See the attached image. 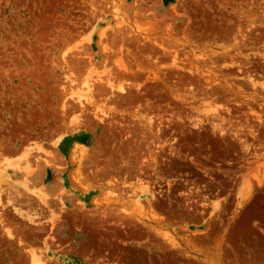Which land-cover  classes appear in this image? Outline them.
<instances>
[{"label": "rangeland", "instance_id": "374dc122", "mask_svg": "<svg viewBox=\"0 0 264 264\" xmlns=\"http://www.w3.org/2000/svg\"><path fill=\"white\" fill-rule=\"evenodd\" d=\"M0 264H264V0H0Z\"/></svg>", "mask_w": 264, "mask_h": 264}, {"label": "bare ground", "instance_id": "6f19581e", "mask_svg": "<svg viewBox=\"0 0 264 264\" xmlns=\"http://www.w3.org/2000/svg\"><path fill=\"white\" fill-rule=\"evenodd\" d=\"M3 160H4V158H3ZM1 161H2V160H1ZM25 161H26V160H25ZM2 162H3V161H2ZM5 162H6V163H5ZM26 162H27V161H26ZM16 163H18V162H17V161H15V162L13 161V163H11V161H10V160H7V159L4 161V164H6V165H10V166H11V165H14V164H16ZM27 163H28V162H27ZM25 164H26V163H25ZM14 166H15V165H14ZM28 166H29V165H28ZM28 166H27V167H28ZM15 167H16V166H15ZM27 169H28V168H26V170H27ZM31 169H32V168H31ZM27 174H28V173H27ZM6 175H7V174H6ZM25 175H26V174H25ZM6 177H7V176H6ZM14 187H16V186H14ZM17 188H18V187H17ZM16 190H17V189H16ZM21 191H22V190H21ZM8 192H9V191H8ZM11 192H12V191H11ZM11 192H10V193H11ZM8 197H9V196H8ZM10 197H11V196H10ZM26 213H28V212H26ZM25 216H26V215H25ZM33 257H34V256H33ZM32 261H33V260H32ZM36 263H37V261H36Z\"/></svg>", "mask_w": 264, "mask_h": 264}]
</instances>
